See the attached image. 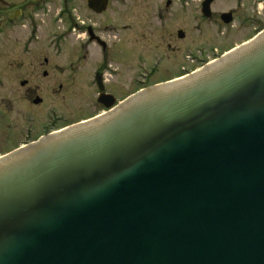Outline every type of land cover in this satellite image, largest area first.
I'll list each match as a JSON object with an SVG mask.
<instances>
[{
  "label": "water",
  "instance_id": "1",
  "mask_svg": "<svg viewBox=\"0 0 264 264\" xmlns=\"http://www.w3.org/2000/svg\"><path fill=\"white\" fill-rule=\"evenodd\" d=\"M103 103L0 157V264H264V30Z\"/></svg>",
  "mask_w": 264,
  "mask_h": 264
},
{
  "label": "rangeland",
  "instance_id": "2",
  "mask_svg": "<svg viewBox=\"0 0 264 264\" xmlns=\"http://www.w3.org/2000/svg\"><path fill=\"white\" fill-rule=\"evenodd\" d=\"M245 2L254 6L253 0H213L210 4L212 15L208 19L200 17V0H182L179 3L176 1L177 4L167 9L164 8L163 0H109L107 9L102 15H95L89 9L86 11L82 9V13L84 20H87V23L95 28L96 33L112 46V51L118 48H121L120 51L131 49L130 69L124 68L125 65L123 66L119 61L109 59L107 66L109 70L105 71V78L108 79L110 87L123 85L121 86L122 92L116 98L119 100L123 95L139 87L137 84L127 86L129 75L134 74L138 77V73L145 74L151 66L156 64V57L160 55L165 60L166 58L181 59L182 54H187V50L192 51L197 56L194 62L185 61L183 64L184 69L189 70L199 68L213 58L245 42L253 35L252 32L241 31L233 34V30L237 29L241 22L242 4ZM156 5H162L164 8L165 17L161 21L157 19L153 11ZM229 10L236 12L235 19L233 18L231 24L224 25L218 16ZM261 12L264 14V10ZM197 24H199L198 29ZM124 25L127 29H122ZM178 28L185 30L187 38L179 41L174 34L172 45L174 47L180 45V49L172 52L167 49L166 44L170 33H174ZM163 32L166 33L163 34ZM127 39L130 43L128 45L126 44ZM124 40L125 43H123ZM10 46L12 47L6 48L0 42V137L4 128L3 123L8 117L22 119L28 111H33L34 114L36 111L41 116L43 112L49 111L56 117H66L65 121L56 122L57 127L75 123L79 119H85L104 111L103 108L94 106L96 92L94 72L100 64V51L97 47H88L87 62L83 68L79 65L77 70H68L63 63L65 54L58 55L54 50L39 49L38 52L41 54L35 59V53L30 55L20 53L19 43H13ZM211 46L216 50L212 51ZM39 47L43 48V45L40 44ZM156 53L158 56H155ZM43 56H50L55 62L56 68L50 71L53 81L41 80L38 95L45 99V103L38 109L29 108L25 101L26 89L19 86V79L31 78L30 80L35 83V75L38 79L42 78ZM115 68L119 69L118 73ZM168 70V73H163L164 78L175 77L182 72H176L174 68ZM65 79L74 81L72 85L63 86L65 90L56 91L58 83ZM153 79V81L157 80L158 76H153ZM33 89L35 90V86ZM7 151H9L8 148H0V155Z\"/></svg>",
  "mask_w": 264,
  "mask_h": 264
},
{
  "label": "flooded vegetation",
  "instance_id": "3",
  "mask_svg": "<svg viewBox=\"0 0 264 264\" xmlns=\"http://www.w3.org/2000/svg\"><path fill=\"white\" fill-rule=\"evenodd\" d=\"M107 1L108 6L109 0ZM176 1L179 3L182 0H163L164 8L167 9L172 7L177 4ZM203 1L204 0H200V8ZM253 1L254 6L247 2L242 4L243 16L241 17V22L237 26V29L233 30V34L241 31H248L249 33H253V35L250 36L252 37L264 29V14L261 12L264 10V0ZM164 8L162 5L154 6L153 11L159 21L165 17ZM82 9L85 11L89 9L95 15H102L106 11L105 9L100 13L94 12L88 7V0H0V42H2L6 48H11L12 46L10 45L13 43H19L20 46L18 49L20 53L29 55L35 53V59L41 54L38 52L39 49L54 50L58 55L60 53L62 55L65 54L66 57L63 63L67 66L68 70H77V66L79 65H82L83 68L85 66L84 64L87 62L88 47H97L100 51V64L94 72V86L96 88L94 106L103 108L104 110L106 108L103 102L114 100V102L117 103L142 87L164 82L179 76L180 73L175 77L164 78L163 73H168V69L172 68H174L176 72H181L184 69L183 64L185 61L194 62V59L197 57L195 53L190 50H187V54H182L181 59L166 58L165 60L162 55L159 57L156 53L155 56H158L156 57V64L151 66L145 74L138 73V77L134 74L129 75L126 82V84H128L127 86L132 84L135 86L137 84L139 87L133 92L123 95L119 100H116L118 94L122 92L121 86L123 85L114 87L109 86L108 79L105 78V71L109 70L107 68L109 64L108 60L119 61L123 66L125 65L124 68L130 69V62H132L131 49L129 51L125 49L120 51L121 48H118L116 51H112V46L107 43L108 41L98 35L95 28L89 25L87 20H84ZM224 13H230V21L224 22L221 13L218 19L224 25L231 24L233 18L235 19L236 12H234V10H229ZM199 14L202 19H208L211 17L212 12L208 17L202 15L200 10ZM196 28H199V24L196 25ZM122 29H127V26H122ZM179 30L183 34L182 37H178L177 32ZM165 33L166 32H163V34ZM174 34L179 41H184L187 38V34L183 28H178L174 33H170L166 47L172 52L176 49H180V45L176 47L172 45ZM223 38L226 40L225 37ZM125 40L123 43H125ZM40 44L43 45V48L39 47ZM126 44H130L128 43V39ZM118 45L120 46V42ZM4 48L5 47H3V49ZM210 48L212 51L216 50L213 46ZM199 61L201 62L202 60ZM42 64L44 67L41 72L42 78L38 79L37 75H35V83L30 80L31 78L19 79V86L26 89L25 101L29 108L38 109L45 103V99L38 95L41 80L47 79L49 82L53 81V76L50 71L55 67V62L52 61L50 56H43ZM57 67L63 69L61 66ZM34 68H32V70H34ZM115 69L118 73L119 69ZM117 73L115 74L117 75ZM97 75L101 79L103 86L102 91H100L96 85ZM153 76H158V79L153 81ZM73 81V79L61 80L58 83L56 91L65 90L63 86L66 84L72 85L71 83H73ZM30 85L33 86L30 87ZM34 86L35 90L33 89ZM101 94L108 95L103 102L100 101L102 99L100 97ZM43 113V116H41L36 111L35 114L33 111H28L26 113L27 115H23L22 119L19 117H8L2 126L4 128L2 129L3 131L0 137V148H8L10 151L23 144L35 141L46 133L68 126L64 125L62 127H57L56 124V122H60V120L65 121L67 119L66 117H56L49 111Z\"/></svg>",
  "mask_w": 264,
  "mask_h": 264
}]
</instances>
